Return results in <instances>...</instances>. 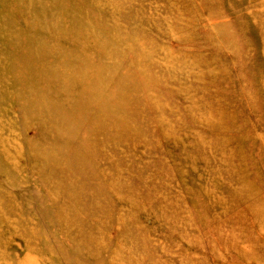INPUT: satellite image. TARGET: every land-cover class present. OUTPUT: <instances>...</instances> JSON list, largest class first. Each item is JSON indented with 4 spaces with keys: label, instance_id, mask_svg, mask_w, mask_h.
I'll use <instances>...</instances> for the list:
<instances>
[{
    "label": "rangeland",
    "instance_id": "rangeland-1",
    "mask_svg": "<svg viewBox=\"0 0 264 264\" xmlns=\"http://www.w3.org/2000/svg\"><path fill=\"white\" fill-rule=\"evenodd\" d=\"M0 264H264V0H0Z\"/></svg>",
    "mask_w": 264,
    "mask_h": 264
}]
</instances>
